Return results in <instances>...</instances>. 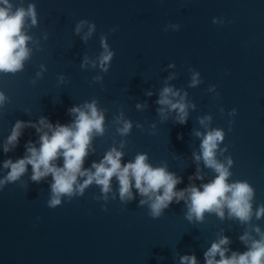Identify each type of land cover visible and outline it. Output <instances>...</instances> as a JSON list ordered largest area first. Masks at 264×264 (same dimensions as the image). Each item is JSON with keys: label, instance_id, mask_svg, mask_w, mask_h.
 Listing matches in <instances>:
<instances>
[{"label": "water", "instance_id": "1", "mask_svg": "<svg viewBox=\"0 0 264 264\" xmlns=\"http://www.w3.org/2000/svg\"><path fill=\"white\" fill-rule=\"evenodd\" d=\"M9 2L13 11L34 5L37 25L26 24L32 39L24 70L0 75V92L8 98L0 108V179L7 174L3 162L22 158L25 143L38 141L35 129L26 128L19 146L5 154L17 120L68 125L74 119L70 108L95 101L104 133L94 135L85 169L116 148L122 164L146 154L154 168L166 167L182 181L176 191L199 188L216 173L194 154H201L207 131L221 129L216 159L228 167L231 158L228 183L246 181L254 198L253 216L244 224L228 218L227 209L223 220L206 212L202 222H190L183 200L153 218L135 188L134 199L121 201L114 177L109 193L93 183L82 196L62 197V205L51 209L52 177L33 183L28 166L19 181L0 191V264H180L190 255L205 264L204 253L221 236L241 253L247 250L241 235L259 239L254 229L264 232V218L255 217L264 205V0ZM81 21L88 23L77 34ZM90 24L95 30L88 35ZM102 40L115 53L106 72ZM196 74L199 83L191 86ZM166 87L184 97L185 124L177 122L178 110L157 103ZM121 118L132 125L124 136L117 131Z\"/></svg>", "mask_w": 264, "mask_h": 264}, {"label": "clouds", "instance_id": "2", "mask_svg": "<svg viewBox=\"0 0 264 264\" xmlns=\"http://www.w3.org/2000/svg\"><path fill=\"white\" fill-rule=\"evenodd\" d=\"M12 9L13 6L9 0H0V75H15L24 70V64L31 55V49L27 45L32 39L25 31L26 24L30 20L32 26L37 25L34 5H29L27 9L23 7L15 11ZM86 23L88 22L81 21L77 25L75 30L77 34ZM213 23H217V20L214 19ZM94 30L95 25L90 24L88 35H91ZM102 47L104 53L100 57V65L106 72L108 68L104 65L109 64L115 53L109 50L104 40H102ZM86 63L85 59L81 67H84ZM37 75L39 76L40 73ZM197 76L198 74L193 76L191 86L199 83ZM176 97H179V100L173 102ZM7 99V96L0 92V108L4 106ZM183 101L184 97H181L179 92L166 87L161 92L157 103L167 106L169 110H178L177 122L185 124L188 113ZM137 107L141 106L137 105ZM159 111L161 115H164L163 109ZM69 114L74 119L68 125L53 124L47 118H41L36 123L21 120L15 122L3 145L5 154L19 146L26 128L35 129L38 141L29 140L25 143V154L22 158L15 161L8 159L3 162L2 167L7 170V174L0 179V191L5 185L19 181L27 173L28 166H31L30 179L33 183L38 184L48 176L52 177L50 185L52 196L48 201V207L51 209L62 205V197L71 198L76 193L82 196L84 189L93 183L101 188L102 193L107 194L111 191V182L115 177L119 184L121 201L134 199L132 188H135L137 194L146 198L142 199L140 204H148L153 218L160 217L173 202L179 203L183 200L188 208L186 218L190 222L193 218L197 222H202L206 212L215 213L223 220L225 209L228 210L230 219H237L242 224L251 221L253 188L246 181L228 183L231 176L229 168L233 162L231 158H228V167H225L216 159L218 144L223 142L225 135L223 130L207 131L200 145L201 154H194L197 162L202 159L205 166L216 173L215 178L199 188L193 185L176 191V186L182 182L181 179L174 173H170L166 167L154 168L147 162L146 154H138L133 161L122 164L123 152L112 148L99 163L93 162L91 169H85L84 162L89 155L94 135L102 136L104 133V114L98 110L95 101L86 103L82 107L74 106L69 109ZM235 115L236 110L233 109L230 116ZM117 122L123 125L117 129L120 135L129 134L131 122L122 118ZM200 123L204 124L205 121L202 119ZM196 135L201 136V133L197 132ZM58 160L63 161L62 166L57 164ZM197 171L199 172V169ZM196 179H202V177L197 175ZM104 198L106 200L107 195ZM255 217L257 220L264 218V205L256 209ZM254 231L259 239L252 238L247 232L239 237L240 242L247 249L242 253L231 251L228 247L231 244L229 237L221 236L204 253L205 264H264V232L258 226ZM180 264H198V261L195 255L183 256Z\"/></svg>", "mask_w": 264, "mask_h": 264}]
</instances>
